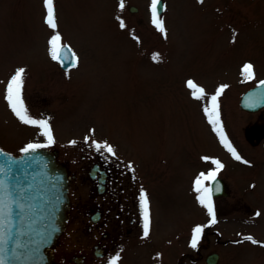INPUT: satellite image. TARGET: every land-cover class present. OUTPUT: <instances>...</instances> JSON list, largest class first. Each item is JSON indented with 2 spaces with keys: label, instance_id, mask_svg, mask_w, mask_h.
<instances>
[{
  "label": "rangeland",
  "instance_id": "374dc122",
  "mask_svg": "<svg viewBox=\"0 0 264 264\" xmlns=\"http://www.w3.org/2000/svg\"><path fill=\"white\" fill-rule=\"evenodd\" d=\"M214 1L200 8L194 0H166L161 33L152 23L151 0H123L122 9L121 0H54L62 43L79 59V66L65 72L49 55L54 32L44 23L43 0H0V147L20 153L30 142L47 143L37 126L18 120L5 99L7 81L23 67L22 98L28 113L48 119L52 128L54 143L47 148L74 154L81 143L107 142L142 165L147 177L157 175L160 162L155 188L160 202L153 203L149 230L152 249L160 251L155 264H176L179 254L193 251L187 248L193 230L210 220L193 188L199 173L215 167L202 159L210 150L225 160L222 174L229 189L226 196L213 198L218 220L212 229L222 239L264 235V161L254 157L256 163L245 164L229 151L227 155L217 146L203 111L223 79L234 77L219 97L221 123L239 155L261 154L262 137L246 129L257 114L241 111L238 103V93L251 83L235 77L243 62L264 76V37L259 38L264 33V0ZM130 4L138 12H130ZM230 8L243 10L246 21L237 12L226 23L221 10L230 15ZM188 80L208 95L194 99ZM246 185L261 193L244 191ZM256 208L261 216H255ZM212 247L223 258L220 264L233 255L245 256L244 264H264V257L254 258V248ZM143 255L140 264H146Z\"/></svg>",
  "mask_w": 264,
  "mask_h": 264
},
{
  "label": "flooded vegetation",
  "instance_id": "af4514ba",
  "mask_svg": "<svg viewBox=\"0 0 264 264\" xmlns=\"http://www.w3.org/2000/svg\"><path fill=\"white\" fill-rule=\"evenodd\" d=\"M194 1L198 2L200 8L205 7V3L210 2V0H203L202 3L200 0ZM220 2V0H217L213 4ZM129 10L130 12H138V8L132 9V4L129 5ZM164 11L165 3L160 13L161 18ZM204 11L201 10L202 15H207ZM237 12L241 14L240 21L245 22L248 17L244 15L243 10L236 11L234 8H230L227 11L230 15L223 14L221 10V14L226 15V23L230 22V18H234ZM261 37H264V33L259 36V38ZM244 64L243 62L237 65L238 74L235 78L237 82L242 83L247 79L251 85L243 88L238 93L239 108L245 113L257 114L255 122L247 126L246 129L257 131V136L262 137V148L261 154L251 155V157L242 152L240 156L242 157V162L246 160L248 164H254L257 162L254 161V157L261 158L264 161V106L255 107L253 110L245 109L240 106V101L244 92L259 81L264 80V76L254 70L255 78H247V75L242 72ZM231 78L234 79L231 76H226L223 79L225 81L224 85L228 86L227 88H229L228 84ZM207 125L212 134L213 126L211 124ZM224 133L228 137V132H226L225 128ZM215 134L218 140L217 146H220V149L228 155V149L220 142L218 134L216 132ZM79 145L81 148H78L74 154L70 152L62 154L57 148L50 149L55 153L57 160L66 172L69 201L66 204L67 220L62 233L52 245L45 248L49 256V261L45 264H109L110 257L117 252H120L121 255L119 264H140L142 252L147 255L146 258L143 255L146 264H155L153 259L156 255L160 258V251L152 249L154 238H151L150 234L147 237L143 235L139 195L140 189L143 187L148 193L152 216L153 203L160 202V197H157V191L155 192L156 186L160 184V162L157 166V175L152 172V176L147 177L142 165L140 166L131 158L123 157L114 147L116 154L112 156L103 150L98 152L92 144L85 145V143H81ZM213 153L212 150L204 152L203 157L207 156L216 159L218 156L217 152ZM220 162L224 163L225 160L221 159ZM129 164L132 165L134 171L129 169ZM224 168L225 164L217 176L225 180L229 192L228 183L223 177L224 173L222 174V171L225 170ZM245 189L251 191L254 187L246 185L243 190L247 191ZM252 191L261 193L259 189ZM254 211L255 216H261V214L257 215L261 210L256 208ZM245 236L253 237L260 244H253L244 240L243 237ZM213 243L215 246L235 244L241 250L254 248L257 250L254 258L261 260L264 257V246H261L264 245V235L242 234L235 239L229 237L222 239L215 230L207 229L200 236L196 247L192 246L191 241L187 245V248H193L194 250L179 254L175 263L209 264L208 256L217 252L218 259L214 264H220L223 258L216 248L212 247ZM238 252L243 253L245 251ZM244 258L245 256L241 257L240 255L229 256L226 264H244L246 262ZM234 259H236L235 262Z\"/></svg>",
  "mask_w": 264,
  "mask_h": 264
},
{
  "label": "snow or ice",
  "instance_id": "6c2138e0",
  "mask_svg": "<svg viewBox=\"0 0 264 264\" xmlns=\"http://www.w3.org/2000/svg\"><path fill=\"white\" fill-rule=\"evenodd\" d=\"M200 2L202 3L203 0H200ZM43 3L46 10L44 23L54 32V34L50 37L48 41L49 55L53 60L63 64L66 60L69 59V57H66L64 55L65 50L71 51V49L68 45L62 43V36L59 31H57L58 25L56 10L54 8V0H43ZM160 4L161 0H151L150 12L153 25L157 28L158 31L164 33L165 27L164 21L160 16ZM119 6L121 9L124 7L123 0H121ZM120 26L121 28L125 27L123 21H121ZM152 58L154 61H158L159 54L154 53ZM70 60L72 65L75 67L78 63V57L75 55V53H72ZM25 72V68L19 67L10 76L5 89V99L8 102L11 111L21 123L25 125L37 126L41 130L40 134L44 136L47 140V143L30 142L24 148L21 149L22 153L29 154L36 152L37 149L49 147L54 143V139L52 128L48 119H34L28 113V109L26 108L24 100L22 98V89L24 86ZM242 72L245 73L247 75V78L249 79L255 78L254 66L251 63H245ZM186 86L192 90V96L196 100H203L205 96L208 95L205 92L204 88L196 85L192 80H188L186 82ZM258 86H264V80L259 81ZM227 87V85H220L217 88L215 94L208 97L203 111L208 119V122L213 126V131L218 134L220 142L228 149V151L232 154L233 158L239 161L242 159V157L237 153L236 149L232 146L231 142L228 140V137L225 135L224 128L220 120L219 97L222 95V93ZM88 139V137H85L86 143L88 142ZM71 143L74 144L76 143V141H72ZM92 145L98 152L103 150L104 152L111 154L112 156H115L116 154L113 146L107 142L101 143L97 141H92ZM0 156H3L7 161V165H0V173H4L6 167H8L10 171L11 165L16 163V161L12 158L11 154L4 153L2 150H0ZM202 159L205 161L211 160V163L215 167L209 170L207 173H199L193 182V188L194 191L197 193L198 202L206 208L210 216L209 223L214 224L216 223V213L213 204L214 190L211 186V182L216 180L217 174L224 167V165L218 159H212L207 156L202 157ZM243 162L245 164L248 163V161L246 160H244ZM128 167L130 170L134 171L131 164H129ZM219 190V186L217 185L215 191ZM14 206L21 212H23L26 207L23 203H20L18 199L13 198L12 192L9 191V184L7 180L5 178L0 177V264H5V255L9 251L8 245L9 241L12 238V231L10 225ZM139 206L142 215L143 235L144 237H147L149 235L150 230L151 212L148 193L143 189V187H141L140 189ZM257 215H260V213H257ZM203 227H206V225L197 226L193 230V236L191 241L193 247H196L200 239V235L203 231ZM243 239L246 241H250L253 244H260L259 241L255 240L251 236H245L243 237ZM18 243V241L15 243V246L12 247L11 251L15 252V247L18 246ZM120 260V252H117L114 256L110 257L109 264H119Z\"/></svg>",
  "mask_w": 264,
  "mask_h": 264
},
{
  "label": "water",
  "instance_id": "95a60500",
  "mask_svg": "<svg viewBox=\"0 0 264 264\" xmlns=\"http://www.w3.org/2000/svg\"><path fill=\"white\" fill-rule=\"evenodd\" d=\"M161 7L162 0L159 10ZM72 53V50H65L64 55L69 59L61 63L62 67L73 66L70 60ZM258 85L244 93L241 100L243 107L255 109L264 105V86ZM0 150L11 154L16 161L11 165L10 171L6 167L5 172L0 173V177L7 180L13 198L26 206L23 212L14 206L10 225L12 238L8 245L9 251L5 255V264H44L48 260L45 247L61 233L67 218L65 173L56 161L54 153L45 148L37 149L34 153L19 155L1 147ZM0 165H7L3 156H0ZM217 185L219 191H215ZM211 186L214 190L213 195L226 193L221 178L217 177ZM211 225L209 224V227ZM17 241L18 246L13 252L11 249ZM217 259V253L208 256L209 264H214Z\"/></svg>",
  "mask_w": 264,
  "mask_h": 264
}]
</instances>
